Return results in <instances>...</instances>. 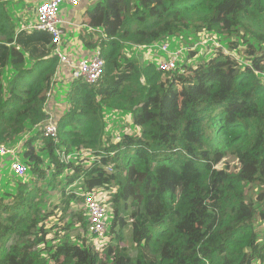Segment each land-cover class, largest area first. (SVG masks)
<instances>
[{
	"label": "trees",
	"instance_id": "1",
	"mask_svg": "<svg viewBox=\"0 0 264 264\" xmlns=\"http://www.w3.org/2000/svg\"><path fill=\"white\" fill-rule=\"evenodd\" d=\"M89 16L103 74L63 89L54 119L52 37L0 14V146L22 141L32 173L0 191V264H264V0H97ZM203 31L229 51L173 70L132 51ZM96 188L112 216L102 246L73 207Z\"/></svg>",
	"mask_w": 264,
	"mask_h": 264
},
{
	"label": "built area",
	"instance_id": "2",
	"mask_svg": "<svg viewBox=\"0 0 264 264\" xmlns=\"http://www.w3.org/2000/svg\"><path fill=\"white\" fill-rule=\"evenodd\" d=\"M84 1L85 0H43L36 7L35 23L27 28L30 30L45 31L52 37L54 45L53 53L59 59V70L55 75V79H57L60 72L66 70L71 81L82 80L87 83H94L98 81L103 74L105 59L100 48L91 49L88 54L75 57L70 50V46H66L65 44L66 27L62 16V4L68 2V4L74 8ZM168 40L169 38L143 47L145 50L161 54L157 64L161 70H173L181 65V48L177 49V51L170 50L171 43ZM261 79L264 86V72L261 73ZM43 129L44 136L46 137H57L58 135V124L53 118L47 120L43 125ZM17 149V147L9 148L4 145L0 146V161L5 154H11V156L14 157L11 171L15 176L20 177L27 174L28 166L19 158H16V155H18ZM113 155L112 153L111 156ZM108 169L112 170V167L109 166ZM101 190L103 189L96 188L87 192L83 205L88 215V234L98 239L105 238L106 240L109 231L110 205L105 203L104 199L98 193Z\"/></svg>",
	"mask_w": 264,
	"mask_h": 264
},
{
	"label": "rangeland",
	"instance_id": "3",
	"mask_svg": "<svg viewBox=\"0 0 264 264\" xmlns=\"http://www.w3.org/2000/svg\"><path fill=\"white\" fill-rule=\"evenodd\" d=\"M97 1V0H95ZM94 7V4L91 3L89 8L90 10ZM69 9L72 8L68 2H64L62 4V14H63V9ZM89 15V14H88ZM90 19V16H89ZM78 36V34H74L72 33L70 35V39H75ZM169 38V42L171 43V48L170 50L172 51H177V49L181 48V55H180V64L181 66H183L186 62V64L189 65H196L197 63H199V61L203 60V59H208L210 58L214 52H216L218 46H222V48L225 51H229V40L227 38H223L218 34H210L207 33L205 31H203L201 34L195 36V34L191 33V32H182L181 35H179L178 37H168ZM239 42H242V39L239 38ZM238 48H242V45H240V47ZM132 51H136V53L141 54V57H143L145 60L147 61H153L156 64H158V60L159 57L161 56V54H159L158 52H153V51H148V50H138V49H134ZM196 52L194 56L191 57V53L192 52ZM238 53H241V51H237ZM236 51L234 52L235 54H237L239 56V54ZM33 76H37L36 73L33 74ZM58 79H56V83H57ZM58 91H63L62 86L58 89ZM62 95L61 98H63V92H60ZM53 102H55V104L57 105V109L58 111L55 113L54 109H51V116H54V119H56L57 117L55 115H59L62 113V108L65 107V102L63 100L58 101V98H52L51 99ZM49 112V108L47 109ZM110 115L109 114V122H110ZM128 120V123L131 121L130 119V115L128 114L127 116L125 115L124 118V122ZM111 124V123H110ZM125 123H122V126H124ZM37 127V126H36ZM33 128L32 133H34L35 128ZM111 128L112 130H114L115 134L118 135L120 132V126H115L113 124H111ZM30 131H27L22 138H28L30 136L31 133H29ZM22 143V141H19L18 145H20ZM18 145H16L17 147H19ZM18 150V149H17ZM14 151V149H13ZM11 154H5L3 156V158L5 159V165L0 169V191H4V190H14L11 189L12 186H16V178H18L19 180L22 179L20 177H16L14 175H12V171H11V167H12V163L14 160H11L10 158ZM2 158V159H3ZM16 158H20L18 155H16ZM219 167H222V164H219ZM23 180H29L32 177V173L31 171L26 174L25 176H23ZM10 187V189H8ZM75 189L78 190L79 189V185H75ZM98 189V188H97ZM100 190V189H99ZM100 194V196L102 198H104V190H101L98 192ZM57 194V193H54ZM251 194H255L254 192H251ZM60 201V199H58V195H55V197L52 198V202L58 203ZM81 206L83 208V202L82 203H74L73 207H79ZM87 213V212H86ZM111 214L109 212V219L111 220ZM73 231H70V234H72ZM130 234V230L126 232V236L128 237ZM88 236L91 238V241L99 246H102L105 238L103 239H98L94 236H91L88 234ZM133 255L135 254L134 252L132 253Z\"/></svg>",
	"mask_w": 264,
	"mask_h": 264
},
{
	"label": "crops",
	"instance_id": "4",
	"mask_svg": "<svg viewBox=\"0 0 264 264\" xmlns=\"http://www.w3.org/2000/svg\"><path fill=\"white\" fill-rule=\"evenodd\" d=\"M43 0H0V14L7 12L8 16L12 18L17 28H28L36 21V7ZM95 0H85L79 6L69 9H63V20L66 27L65 44L70 46L71 52L75 57L84 56L89 53L91 48H88L82 39L83 30L86 28L92 30L88 26L90 4H94ZM6 3L5 5H2ZM78 34L75 39H70V35ZM0 38L3 35L0 34ZM58 81L55 84L54 90L51 94L52 98H57L60 92L58 89L62 86L63 89L69 87L70 77L67 71L60 72L57 77ZM61 94V93H60ZM48 106L50 113L51 109L57 107L55 102L51 101Z\"/></svg>",
	"mask_w": 264,
	"mask_h": 264
}]
</instances>
